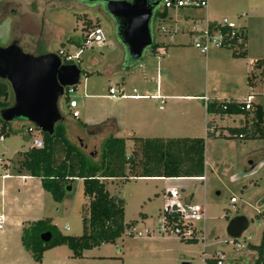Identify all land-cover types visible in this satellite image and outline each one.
Returning <instances> with one entry per match:
<instances>
[{"label":"rangeland","instance_id":"obj_1","mask_svg":"<svg viewBox=\"0 0 264 264\" xmlns=\"http://www.w3.org/2000/svg\"><path fill=\"white\" fill-rule=\"evenodd\" d=\"M18 3L29 13V31L35 37L39 29V19L43 23L39 34H42L43 39L46 40V47H39L36 50L34 48L35 38H30V46L27 47L29 51L37 54L44 52L57 54L60 51H67L71 56L79 53L72 64L77 65L82 73L74 92L69 96L77 105L75 111L78 113V120L75 119L72 126L69 124L68 119L73 118L69 114L64 96L60 99L58 106L67 126L68 139L91 162H99L102 148L96 136L98 128L93 130L96 134L94 140V137L85 133L86 131L77 128L81 123L93 119L102 109L100 102L87 97L108 95L109 88L118 89L122 86H124L125 94H130L134 88L138 93L142 90H155L154 83H145L142 80L145 67L151 66L148 61L152 59L149 50L144 52L140 60L128 61L125 49L118 39L116 24L105 9L96 6L81 9L75 3L69 5L53 3L52 7L39 17L35 13L37 9L42 10L40 3L30 0H18ZM160 10H162L161 3L155 11ZM200 16L205 17V14H201L198 10H184L177 13L167 10L160 13L156 18H152L150 23L152 43L181 44L180 47L188 48L186 33L192 21H196ZM85 18L91 21V30L101 29L105 39L103 46L99 47L94 44L78 46L82 44L84 31L82 28ZM207 18L213 21L228 18L236 26H241L248 31L249 49L245 58L246 62L261 63L260 67L256 65L249 67L252 87L246 85L245 77H241V81L233 87L228 84L227 78L222 76L220 83L209 82L207 88H214L222 96L242 103L248 95H251L252 104L264 107V64H262L264 20L262 18L249 19L246 0H208ZM249 24L254 27L253 32H250ZM160 27L168 31L166 35L160 32ZM10 36L9 21L2 22L0 17V46H6ZM168 37H172L173 40L169 42ZM222 52L231 53L227 49H223ZM189 53V50L185 51L186 55ZM121 59L123 60L121 68L114 67L113 64L116 65ZM112 67L114 70L117 69V72H110L109 69L112 70ZM119 69L120 72H118ZM201 84L202 81L199 86ZM197 104L201 106V102L184 104L189 108V114L194 115L195 121H197V116L202 114V109L198 108ZM172 110L176 109L173 107ZM193 123L196 125L195 122ZM206 123H211L216 133L223 135H228L229 128H239L245 125L243 116L211 114H207ZM10 124L13 134L3 138V142H0V162L9 165L7 173L10 175V178L6 180L0 179V214L5 217L2 230H0V264H38L21 246L18 239L21 237V232L15 224L50 218L61 234L80 236L82 234L81 219L87 216L85 209H87L88 201L83 194L79 180L71 183L70 193H66L60 203L53 201L51 196L41 188L37 179L32 178L30 181H25L22 178L25 173L17 172L14 164L23 152L32 148V140L38 138L39 134L37 132L26 133V127L31 125L25 120H13ZM171 134L180 135L186 132L174 131ZM130 147L131 143L126 141L127 154ZM204 150L206 167L203 182L186 178L179 181L143 178L104 182L108 194L122 200L124 221L136 222L130 230L137 231L146 227L154 233L151 237L140 239L123 234L114 244L101 245L83 251V255L87 258L78 260H70L71 252L61 246L58 251L70 255L68 259L70 262L67 264H181L183 262L202 264V260L208 258L214 251H222L231 257L234 252L229 245L231 238L226 233V227L228 222L236 216H242L247 220V228L238 237V244L259 245L264 226L262 214L264 212V139H228L210 136L205 138ZM167 188L178 192L177 197L181 201L193 195L192 202L204 207L206 214L204 225L202 221L195 222L197 230H203L199 232V239L203 233L204 242L199 240L196 243H185L175 237L156 235L157 219L167 197ZM231 197L236 200L235 204H230ZM6 235H9L11 239L14 237L13 242L15 243L13 246L11 244V248L8 247V251L3 252L5 248L3 237ZM203 244L206 246L203 247Z\"/></svg>","mask_w":264,"mask_h":264},{"label":"trees","instance_id":"obj_2","mask_svg":"<svg viewBox=\"0 0 264 264\" xmlns=\"http://www.w3.org/2000/svg\"><path fill=\"white\" fill-rule=\"evenodd\" d=\"M91 28V21L85 18L82 44H78L79 47L84 46L83 41ZM158 47L165 46L161 43H152L148 50L153 53ZM245 47L246 35L243 36L242 45L231 51V55L235 58H245ZM61 52L68 54L67 51ZM62 55L60 56L63 57ZM127 58L128 61H132L128 56ZM262 62L264 64V57ZM255 65L260 67L261 63L256 61ZM64 99L67 105L71 101L66 93ZM11 104L10 87L7 82L0 80V110ZM222 104H226V110L221 109ZM206 112L223 116H243L245 125L229 129L228 136L222 138L264 139V107L260 105H254L252 111H246L242 104L212 103L206 106ZM80 126L84 127L83 124ZM12 134L10 122L0 119V137L7 138ZM39 136L43 147L40 149L30 147L23 152L14 164L16 171L38 179L41 188L56 203L62 201L67 186L74 180H79L88 203L85 209L87 216L81 219L80 236L61 234L50 218L32 221L22 226L21 245L36 263L42 261L44 252L61 246L71 252L72 258H81L83 251L114 244L135 226V221H124L123 202L108 194L104 186L105 181L143 178L197 179L204 176L203 138H132V148L127 154L125 140L111 135L102 144L99 162L93 163L66 138L62 123L54 127L52 135ZM210 136L212 135L207 131L206 137ZM262 214L264 216V212ZM44 233L50 234V239L46 243L40 240V235ZM263 242L264 226L261 231V243Z\"/></svg>","mask_w":264,"mask_h":264},{"label":"crops","instance_id":"obj_3","mask_svg":"<svg viewBox=\"0 0 264 264\" xmlns=\"http://www.w3.org/2000/svg\"><path fill=\"white\" fill-rule=\"evenodd\" d=\"M246 1L249 19L254 20L262 18V20H264V0ZM179 11L184 10L182 9L174 12L177 13ZM201 14H205L204 11H201ZM203 18V16H200L198 20H201ZM249 27L251 28L250 32H253L254 27H252V24H249ZM244 32L246 35L245 48L247 56L249 49V37L247 33L248 31L244 29ZM186 36L188 37V41L186 42V46H188V48L180 47L181 44H163L165 46L163 47L164 54L160 58H156L155 56H153V53L149 51L152 59H149L148 61L150 62L149 64L151 66L145 67L142 80L145 83H154L155 90H142V92L138 93V91L134 88L136 90V94L132 93L133 89L131 90L130 94H125L124 86H122L118 88L122 89L123 91V96L120 97L112 98L109 93L108 95L88 96V99H95L100 102L102 109L97 112V115L93 119L88 120L85 123H81L84 125V127L79 126L77 128L86 131L85 133L91 137H94L96 135L94 134L93 130L95 128H98V135L96 136H98L97 139L98 143L101 145V148L104 140L111 135L125 140V144L126 141H129L131 143L129 152L131 151L133 144L131 140L132 138H203L205 142V138H207V131H209L213 138L227 137L228 135H223L222 133L217 134L216 129L211 126V123H206V116L208 114L206 112V106L212 103L240 104L242 102L222 96L214 88H207L208 84L209 82H213L214 84L220 83V78L223 76L227 78V82L229 85L236 87V84L241 81V77H245L246 85L252 87L253 82L251 81V70L249 69V67L255 65V62H252L253 64H250V61L246 62V56L245 58H235L231 55V53L222 52L223 49L212 50L207 55L202 56L191 46L190 39L187 33ZM187 50H189L190 52L189 55L185 54V51ZM122 65V59L117 62L116 65L113 64V66L117 68H121ZM114 67H112V70L111 68L109 69L110 72H117V69H113ZM118 72H120V69L118 70ZM149 75L151 77H149ZM201 81L202 84L199 86V83ZM134 95L139 96V98H134ZM156 95L162 97V104L160 103L161 101L154 98ZM190 102H201V106L197 104V107L202 109L201 116L198 115L196 118L197 121H195L194 115L191 116L189 114V108L184 105ZM252 105L254 108V104ZM173 107L176 109L175 111L172 110ZM175 119L178 120L174 121ZM74 120L75 119H68L71 126ZM192 121L195 122L196 125H194ZM63 122L64 119L62 121V124L65 129L66 138L68 139L66 134L67 126L66 123L64 122V124ZM174 131L186 132V134H171ZM195 132L199 134H192ZM94 139L95 137L93 138V140ZM1 142H3V140ZM8 167L9 165L5 168ZM205 167L206 161L204 150V180ZM8 178H10V175ZM22 178H24L25 181L32 180V177L27 176L26 173L22 176ZM155 179L162 180L159 178ZM164 180L179 181L181 179ZM167 191H170V189L167 188ZM0 216L3 217L4 222L5 217L1 214ZM27 223H29V221H22L15 225L18 229H20L21 232L22 226ZM3 238H5V248H3V252H6L8 251V247L10 246L11 248V244L13 246V243H15L13 242L14 237L11 239L9 235H6ZM10 239L12 243L10 242ZM18 239L21 244V237H18ZM59 248L60 247H56L44 252L42 261L38 264H67L68 262H70L68 261V259H70L69 256L71 255V253L70 255H66L62 251H58ZM83 258H87V256L83 255L82 252L81 258H71L70 260H78Z\"/></svg>","mask_w":264,"mask_h":264},{"label":"water","instance_id":"obj_4","mask_svg":"<svg viewBox=\"0 0 264 264\" xmlns=\"http://www.w3.org/2000/svg\"><path fill=\"white\" fill-rule=\"evenodd\" d=\"M92 1V0H89ZM159 1L105 0L103 9L116 24L120 44L132 61H138L151 46L150 23L155 18ZM81 70L75 64H63L54 53L33 55L24 53L16 44L0 46V80L8 83L13 97L12 104L0 110V119L27 121L39 134L52 135L54 127L62 123L59 101L64 90L75 87ZM71 185L65 189L70 193ZM193 195L183 199L190 206ZM247 228L242 216L232 218L226 227L230 238L237 239ZM50 234L40 235L48 242ZM181 264H191L183 262Z\"/></svg>","mask_w":264,"mask_h":264},{"label":"built area","instance_id":"obj_5","mask_svg":"<svg viewBox=\"0 0 264 264\" xmlns=\"http://www.w3.org/2000/svg\"><path fill=\"white\" fill-rule=\"evenodd\" d=\"M162 10L156 11L157 13H164L167 10H198L204 11L205 17L203 20L192 21L187 34L190 39L191 46L202 56L207 55L212 50L227 49L230 51L237 50L242 45L243 36L245 35L243 27L236 26V24L228 19L221 18L220 20L213 21L207 18L208 0H161ZM199 21V22H198ZM160 32L167 34L168 31L164 27L159 28ZM175 32V31H174ZM177 32V30H176ZM172 37H168V41L171 42ZM94 44L96 46H103L105 39L100 28H95L88 32L83 43L84 46ZM63 54V55H62ZM164 54V48L158 47L153 52V56L160 58ZM62 55L63 57H61ZM59 57L64 59L63 64H71L70 62L79 56V53L71 56L69 53L65 54L59 52ZM250 64H253L250 62ZM73 87H68L64 90L68 96L74 92ZM108 93L112 98L123 96L122 89L109 88ZM133 94H136V90H132ZM134 98L139 96L134 95ZM155 99L161 101L162 97L156 95ZM206 100V99H205ZM253 97L248 95L242 104V108L246 111H252ZM239 105V104H235ZM69 114L73 119H78V113L75 111L77 105L71 100L68 105ZM226 104L221 105L222 110H226ZM32 127V126H31ZM26 133L31 134L37 132L33 127L26 128ZM38 133V132H37ZM39 134V133H38ZM3 140L0 137V142ZM43 147V143L40 137L32 140V148L40 149ZM8 164L0 162V177L6 179L9 175L6 173ZM200 181H204V178H197ZM167 197L164 200L159 218L157 219L156 235L165 237H175L180 242H204L205 236L202 233L199 239V232L195 226V222L202 221L204 225L206 214L205 209L201 205L191 204L185 206L183 201L178 198V192L170 190L166 192ZM230 204H235L236 200L231 197ZM3 217L0 216V230L2 229ZM67 230V227H65ZM154 231L149 228L143 227L142 230L127 231L126 236H130L134 239H140L144 237H151ZM250 238V237H249ZM238 239V238H237ZM237 239L231 238L229 245L233 250V256L229 257L222 251H214L208 258L202 260V264H264V242L257 246L246 243L245 245H239ZM206 245L203 244V247ZM242 252H244L242 254Z\"/></svg>","mask_w":264,"mask_h":264},{"label":"flooded vegetation","instance_id":"obj_6","mask_svg":"<svg viewBox=\"0 0 264 264\" xmlns=\"http://www.w3.org/2000/svg\"><path fill=\"white\" fill-rule=\"evenodd\" d=\"M36 1L40 3L42 10L37 9V14L39 17L43 16L48 8H51L53 3L58 5H69L70 3H75L78 7L90 8V7H99L103 9L105 0H30ZM159 1V0H153ZM160 3V1H159ZM158 3V6H159ZM31 5V4H30ZM51 5V6H50ZM157 6V7H158ZM156 7V8H157ZM31 12V9H30ZM0 17L2 22L8 20L11 28V36L9 38V42L6 46L16 43L24 53H30L33 55L45 54L48 52L37 54L36 52H31L27 49L30 46V38L34 39V48L37 50L39 47H46V40L43 39L42 34L40 33V29L42 27V21L39 19V29L37 32V36L32 34L29 31L30 29V17L29 13L23 9L22 5L18 3V0H0ZM59 55V52L57 53ZM62 63H64V59L60 57Z\"/></svg>","mask_w":264,"mask_h":264}]
</instances>
